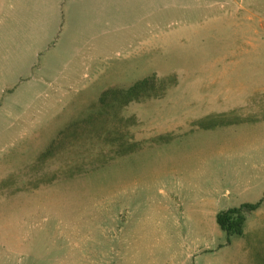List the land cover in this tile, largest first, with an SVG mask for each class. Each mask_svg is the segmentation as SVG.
Instances as JSON below:
<instances>
[{
	"label": "rangeland",
	"instance_id": "374dc122",
	"mask_svg": "<svg viewBox=\"0 0 264 264\" xmlns=\"http://www.w3.org/2000/svg\"><path fill=\"white\" fill-rule=\"evenodd\" d=\"M124 8L61 33L37 60L57 79L0 80V264H264V207L228 238L197 202L264 197V0Z\"/></svg>",
	"mask_w": 264,
	"mask_h": 264
},
{
	"label": "crops",
	"instance_id": "0c3cea01",
	"mask_svg": "<svg viewBox=\"0 0 264 264\" xmlns=\"http://www.w3.org/2000/svg\"><path fill=\"white\" fill-rule=\"evenodd\" d=\"M125 2L126 0H0V80L57 79L58 74L45 73V65L38 66V58L58 40L61 33L67 38L74 34L90 38L110 35L113 16L120 18L126 14ZM80 50V47H74V54L79 56ZM249 185L245 183L243 187ZM223 197L204 195L197 202L210 206L213 208L211 212L216 214L235 206L234 203L223 204ZM262 207L264 203L254 212Z\"/></svg>",
	"mask_w": 264,
	"mask_h": 264
},
{
	"label": "trees",
	"instance_id": "16d2710c",
	"mask_svg": "<svg viewBox=\"0 0 264 264\" xmlns=\"http://www.w3.org/2000/svg\"><path fill=\"white\" fill-rule=\"evenodd\" d=\"M163 80H137L127 88L112 89L111 103L124 106L131 101H138L146 97H160L165 91ZM103 97H101V100ZM123 150L118 152L121 153ZM264 203V197L256 202H243L238 206L228 207L216 213V222L228 238L243 234L244 223L249 215Z\"/></svg>",
	"mask_w": 264,
	"mask_h": 264
}]
</instances>
